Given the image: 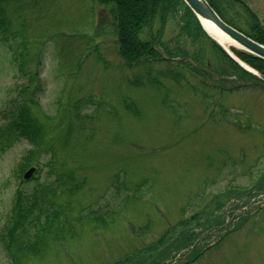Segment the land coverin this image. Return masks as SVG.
Masks as SVG:
<instances>
[{
	"label": "rangeland",
	"instance_id": "rangeland-1",
	"mask_svg": "<svg viewBox=\"0 0 264 264\" xmlns=\"http://www.w3.org/2000/svg\"><path fill=\"white\" fill-rule=\"evenodd\" d=\"M247 1L264 22V0ZM3 4L14 29L21 32L25 25L30 50L41 52L44 87L33 113L59 127L54 153L48 145L35 153L40 163L33 164L38 168L33 176L39 181H23L30 167L21 171L20 163L33 147L25 139L0 150V229L8 225L16 190L32 191L36 183L53 189L62 204L69 201L75 214L94 210L107 220L102 225L80 222L74 234L28 264L147 263L174 242L181 220L202 231V255L187 263L180 258L184 250L172 252L173 260L161 264H264V191L248 192L264 169L262 89L218 97L229 109L223 115L207 105L201 93L208 89L185 69H179L184 78L178 82L169 74L178 67L164 62L126 67L117 54L109 15L95 0ZM97 44L104 62L97 60ZM237 48L229 47L236 57ZM10 55L0 40V108L17 81ZM126 98L136 103L137 115L125 109ZM75 103L80 118L73 115ZM235 120L248 129H240ZM67 184H76L77 193L65 194ZM216 201L223 203L217 212L227 219V230L235 229V216L246 210L238 220L241 226L218 245L219 233L201 226L216 210ZM11 258L0 244V264H13Z\"/></svg>",
	"mask_w": 264,
	"mask_h": 264
},
{
	"label": "trees",
	"instance_id": "trees-1",
	"mask_svg": "<svg viewBox=\"0 0 264 264\" xmlns=\"http://www.w3.org/2000/svg\"><path fill=\"white\" fill-rule=\"evenodd\" d=\"M14 1L25 0H0V40L9 48L12 63L18 73L17 81L8 90L4 104L0 108V150L20 138L33 146L20 163L21 171L25 172L33 164L39 165L40 160L35 157L39 148L43 149L48 145V151L54 153L55 130L59 125L48 126L33 113L34 107L39 104V94L44 87L41 78L43 60L39 49L34 52L28 47V37L24 34L25 25L22 23L24 27L21 32L14 29L12 15L6 8V4H3V2ZM95 1L109 15L117 43V54L126 67L138 66L149 61L164 62L172 67H178V72H173L175 75L168 71L170 76H174L178 82L183 77L180 70L185 69L191 77L196 79L197 84L208 89L201 93L203 97L209 99L207 105H211L216 110L219 109L222 114L224 113L223 115L229 109L218 100V97L221 99L222 96L252 87L264 91V80L245 70L231 58L227 51L222 49L216 40L211 39L184 0ZM208 1L231 26L264 44V22L250 11L246 5L247 0ZM166 34L170 36L166 38ZM18 36L21 38L20 41L14 43L13 38ZM96 47L97 60L104 62V57L98 53L99 44ZM234 51L241 60L264 74L263 58L238 48ZM123 102L125 109L138 114L134 101L126 98ZM77 103H75L74 112L71 111L73 115L80 118L81 113L77 109ZM234 122L240 129H248L238 121ZM72 176V173L66 174L71 181ZM33 180L39 181L37 176H33L30 180L23 179L26 182ZM256 180L252 189L248 191L250 194L254 191L253 194L258 195L264 191V169L260 170ZM77 187L76 184H67L65 194L68 193V196H71L77 193ZM245 189L247 187L243 191ZM249 201L250 199L244 202V205ZM13 202L8 225L0 229V244L12 257L13 264H28L31 258L45 253L51 244L63 240L69 234H74L73 230L80 222H98L101 225L107 223L105 216L95 214L94 210L85 213L83 209L75 214L69 201L62 204L53 189L39 183H36L32 191L18 188ZM216 204V210L205 218L201 226L203 230L219 233L216 235H219L220 239L215 244L218 245L226 235L241 226L238 220L241 213L246 210L235 216V229L227 230L226 226H223L227 219L217 212L222 209L223 203L216 201ZM198 214L200 215L201 212L194 215ZM229 216L233 215L229 214ZM196 223L200 224L201 219ZM178 225L181 229L179 234L174 236V242H168L165 247L158 250L156 258L147 263L143 260L137 261L136 264H161L172 256V252L180 253L183 250L185 252H181L180 258L186 259L187 263L200 257L203 252L199 248L202 244L200 242L202 231L197 232L193 227L189 228V220H181ZM224 229L226 232L222 235L221 232ZM166 236L167 234L159 239L160 243L166 241ZM171 258L173 260V257Z\"/></svg>",
	"mask_w": 264,
	"mask_h": 264
},
{
	"label": "water",
	"instance_id": "water-1",
	"mask_svg": "<svg viewBox=\"0 0 264 264\" xmlns=\"http://www.w3.org/2000/svg\"><path fill=\"white\" fill-rule=\"evenodd\" d=\"M184 1L187 4V6L193 10L196 17H198L202 28L205 29L207 34L212 39H215L221 45V47L227 50L229 55L234 60L239 62V64H241V66H243L246 70L252 71L255 75H257L258 77H261L264 80V74L259 73L257 70L251 69L246 64H244L242 60L236 57L231 52L230 49L225 48L224 44L218 39H216V37L210 33L208 28L205 27L203 19H206L208 21L215 23L216 27L219 28L224 35L226 34V36L230 38L231 41L236 43V45L234 46L239 47L240 49H243L247 52L249 51L255 56L261 57L264 59V44L263 43L256 41L252 37H249L248 35L244 34L238 28L231 26L226 20H224L218 14L215 8L210 5L208 0H184ZM36 170L37 168L35 166L31 167L29 170L25 172L24 178L28 179L32 177Z\"/></svg>",
	"mask_w": 264,
	"mask_h": 264
},
{
	"label": "bare ground",
	"instance_id": "bare-ground-1",
	"mask_svg": "<svg viewBox=\"0 0 264 264\" xmlns=\"http://www.w3.org/2000/svg\"><path fill=\"white\" fill-rule=\"evenodd\" d=\"M203 22L205 24V27L208 28V30L210 31V33L224 44L225 48L229 49L230 45H236L235 42L231 41V39L228 38L226 34L224 35L221 30L216 27L215 23L206 19H203Z\"/></svg>",
	"mask_w": 264,
	"mask_h": 264
}]
</instances>
